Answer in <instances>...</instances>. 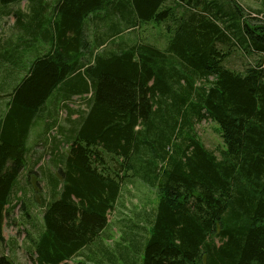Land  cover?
I'll list each match as a JSON object with an SVG mask.
<instances>
[{"label":"trees","instance_id":"trees-1","mask_svg":"<svg viewBox=\"0 0 264 264\" xmlns=\"http://www.w3.org/2000/svg\"><path fill=\"white\" fill-rule=\"evenodd\" d=\"M23 1L29 11L14 13L0 61L16 59L21 71L17 47L38 53L0 116V245L12 199L23 194L32 130L50 132L79 97L87 109L70 110L78 115L59 128L68 151L57 137L46 144L52 166L42 230L27 232L31 264L96 255L135 179L158 195L149 236L136 255L101 246L109 264H264V12L237 0H0V17ZM151 22L167 28L164 50L122 39ZM237 52L253 60L243 71L226 66ZM208 120L223 139L219 156L196 130ZM0 264L15 262L0 256Z\"/></svg>","mask_w":264,"mask_h":264},{"label":"rangeland","instance_id":"rangeland-1","mask_svg":"<svg viewBox=\"0 0 264 264\" xmlns=\"http://www.w3.org/2000/svg\"><path fill=\"white\" fill-rule=\"evenodd\" d=\"M224 1L230 2V0ZM237 1L249 13L251 10H261L264 12V0ZM28 7V1L13 3L7 7V9L11 10L9 14H7V16L2 15L0 17L1 42L11 36L12 28L16 22V17L12 11L16 8H24L25 13H28ZM251 16L253 18L258 17L256 14ZM260 17L262 16L260 15ZM108 19L109 18L107 17V19H104L103 22H108ZM133 38H137L138 41L151 43L161 50L166 48L170 40L167 28L164 27V25H157L156 22L148 24L143 23V25L139 26L134 33L126 32L124 37H122V39ZM33 45L34 47H38L42 44L39 42V45L38 43ZM37 53L38 52L32 48H23L21 57L18 60V65L21 67V71H17V66L14 63L17 61L16 59H14L13 62L0 61V64L3 66L0 69V96H2L0 97V116L6 110L8 101L7 95L24 78L26 73L24 72L25 66H28L29 63L34 60ZM252 61V59L246 58L241 53L237 52L229 58L226 66L230 69L243 71L245 66ZM9 67L15 68L16 70L9 72ZM59 92V89H56L53 92L51 97L47 100L45 107L50 108L54 106V102L56 101ZM84 100L79 97H75L69 102V109L64 107L60 108L58 111V123L50 132L46 131L44 134L46 128L44 124L37 126L31 132L29 146L32 151L27 163V169L22 174L19 181V187L21 188L20 190L23 191V194L18 191L12 199L11 208L13 206H16V208L11 213L10 217L7 218L4 227L5 241L2 245H0V256L11 258L15 264H31L29 255L27 254L29 246L27 232L31 233L33 237H37L43 227L42 212L44 205L41 203L40 197L43 195L45 196L47 191V184L43 181L45 178L44 168H50L52 166L50 163V158L52 156L49 152L51 149L47 150L48 147H46V144L51 147L54 138L57 137L58 140L61 141L60 152L68 151L69 146L67 145L64 137L61 136L59 128L62 126L66 128L68 127L69 124L67 118H70L71 116L73 118L74 114H72L70 110H78L81 112L87 109V105ZM77 115L75 114L74 118ZM196 130L206 147L214 151L219 156L220 150L224 148V143L218 133V125L208 120L199 124ZM44 139H47V142H45ZM50 171L51 173H55V175L58 174L54 168ZM41 173L42 175H40ZM38 179L42 183L37 184ZM24 193H26V197ZM157 196V192L145 185L141 180L135 179L134 181L126 182L123 186L122 195L118 201L116 209L109 217V228L94 247L100 252L98 251L97 254L91 256L90 259H87L85 256L86 251L83 253L81 252L78 257L69 262V264H80L86 262L87 264H109L106 257L103 256V249H108L110 252L113 250V252H115L117 244L123 245L127 250L130 249L131 254L138 252V250L142 248L141 244H145L144 241L149 236L151 229L149 221L154 215L157 207ZM24 204L28 207V211L33 216V220H25ZM123 238H126V241H123ZM101 246H103V249L100 248ZM86 254H89V252ZM90 260H96V263H94V261L91 262Z\"/></svg>","mask_w":264,"mask_h":264},{"label":"crops","instance_id":"crops-1","mask_svg":"<svg viewBox=\"0 0 264 264\" xmlns=\"http://www.w3.org/2000/svg\"><path fill=\"white\" fill-rule=\"evenodd\" d=\"M28 10H29V7H28ZM11 10L10 9H7V14L10 12ZM22 12V13H25V11H24V8H16V9H14L13 11H12V13H18V12ZM7 14L5 13V16H7ZM1 39V38H0ZM18 39H19V37H18ZM16 41H18V40H16ZM19 42V41H18ZM0 44H2V42L0 41ZM18 48V50H19V53L18 54H20L21 55V52H22V50H23V47L22 46H20V47H17ZM76 118V117H75ZM74 118V116H73V119H75ZM52 169V168H51ZM50 174H55V173H51V171H50ZM81 253V252H80Z\"/></svg>","mask_w":264,"mask_h":264},{"label":"bare ground","instance_id":"bare-ground-1","mask_svg":"<svg viewBox=\"0 0 264 264\" xmlns=\"http://www.w3.org/2000/svg\"><path fill=\"white\" fill-rule=\"evenodd\" d=\"M79 254H80V253H79ZM79 254H78V255H79ZM78 255L75 256L72 260L76 259V258L78 257ZM72 260H70L69 262H71ZM69 262H68V264H69Z\"/></svg>","mask_w":264,"mask_h":264}]
</instances>
